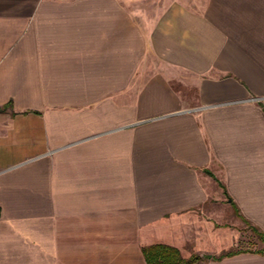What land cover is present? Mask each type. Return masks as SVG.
I'll list each match as a JSON object with an SVG mask.
<instances>
[{
	"label": "crops",
	"instance_id": "obj_1",
	"mask_svg": "<svg viewBox=\"0 0 264 264\" xmlns=\"http://www.w3.org/2000/svg\"><path fill=\"white\" fill-rule=\"evenodd\" d=\"M0 264H264V0H0Z\"/></svg>",
	"mask_w": 264,
	"mask_h": 264
},
{
	"label": "trees",
	"instance_id": "obj_2",
	"mask_svg": "<svg viewBox=\"0 0 264 264\" xmlns=\"http://www.w3.org/2000/svg\"><path fill=\"white\" fill-rule=\"evenodd\" d=\"M10 104L5 105V107H0V109L8 108ZM1 216V209H0ZM253 226V225H252ZM255 230L258 233L259 238L264 242V232L255 227ZM241 250L235 249L226 252L225 254H221L219 256H215L214 258H221L228 254H233L236 251ZM259 251L264 250V245ZM144 256H145V264H193L201 259L210 258L211 256H201L197 253H192L190 256L185 257L182 255L180 249L177 246L167 244V243H153L143 248Z\"/></svg>",
	"mask_w": 264,
	"mask_h": 264
},
{
	"label": "rangeland",
	"instance_id": "obj_3",
	"mask_svg": "<svg viewBox=\"0 0 264 264\" xmlns=\"http://www.w3.org/2000/svg\"><path fill=\"white\" fill-rule=\"evenodd\" d=\"M221 202V226L229 234L234 233L236 241L235 247L249 249H260L263 247L264 242L259 238L254 226L238 216V213L233 210V207L228 205L226 197H221Z\"/></svg>",
	"mask_w": 264,
	"mask_h": 264
}]
</instances>
